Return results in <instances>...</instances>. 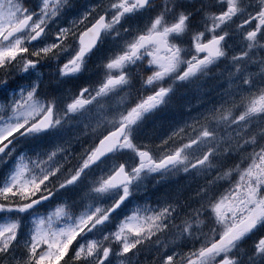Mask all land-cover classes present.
I'll return each instance as SVG.
<instances>
[{
	"label": "snow or ice",
	"instance_id": "obj_1",
	"mask_svg": "<svg viewBox=\"0 0 264 264\" xmlns=\"http://www.w3.org/2000/svg\"><path fill=\"white\" fill-rule=\"evenodd\" d=\"M0 264H264V0H0Z\"/></svg>",
	"mask_w": 264,
	"mask_h": 264
}]
</instances>
